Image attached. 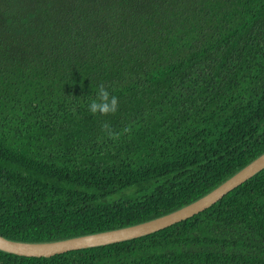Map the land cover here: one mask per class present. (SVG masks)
Instances as JSON below:
<instances>
[{
	"label": "trees",
	"instance_id": "trees-1",
	"mask_svg": "<svg viewBox=\"0 0 264 264\" xmlns=\"http://www.w3.org/2000/svg\"><path fill=\"white\" fill-rule=\"evenodd\" d=\"M262 152L264 0H0L1 237L147 221ZM0 264H264V167L149 234Z\"/></svg>",
	"mask_w": 264,
	"mask_h": 264
},
{
	"label": "water",
	"instance_id": "water-1",
	"mask_svg": "<svg viewBox=\"0 0 264 264\" xmlns=\"http://www.w3.org/2000/svg\"><path fill=\"white\" fill-rule=\"evenodd\" d=\"M263 167L264 152L194 201L147 221L51 242H21L0 236V250L19 256L49 257L70 250L101 246L143 236L202 211Z\"/></svg>",
	"mask_w": 264,
	"mask_h": 264
},
{
	"label": "clouds",
	"instance_id": "clouds-1",
	"mask_svg": "<svg viewBox=\"0 0 264 264\" xmlns=\"http://www.w3.org/2000/svg\"><path fill=\"white\" fill-rule=\"evenodd\" d=\"M118 108V98L105 89L104 85L101 84L96 90L95 98L91 99L88 109L92 114L100 113L101 115H108L110 113H115ZM105 129H108L107 124L104 125ZM128 131V129H125ZM111 136L112 133L109 132Z\"/></svg>",
	"mask_w": 264,
	"mask_h": 264
}]
</instances>
